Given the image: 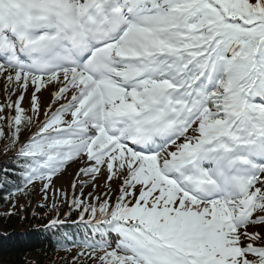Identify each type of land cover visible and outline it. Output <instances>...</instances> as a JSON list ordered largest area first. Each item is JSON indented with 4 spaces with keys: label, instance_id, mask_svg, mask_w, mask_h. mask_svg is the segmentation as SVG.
<instances>
[{
    "label": "snow or ice",
    "instance_id": "obj_1",
    "mask_svg": "<svg viewBox=\"0 0 264 264\" xmlns=\"http://www.w3.org/2000/svg\"><path fill=\"white\" fill-rule=\"evenodd\" d=\"M0 94L5 199L78 165L71 264H264V0H0Z\"/></svg>",
    "mask_w": 264,
    "mask_h": 264
},
{
    "label": "trees",
    "instance_id": "obj_2",
    "mask_svg": "<svg viewBox=\"0 0 264 264\" xmlns=\"http://www.w3.org/2000/svg\"><path fill=\"white\" fill-rule=\"evenodd\" d=\"M4 205L0 197V209ZM8 212H0V264H71L70 257H57L48 244L50 239L45 236L47 234L42 226L48 218L45 213L51 215L50 211L27 201L12 215ZM63 232L70 236L75 233L76 237L80 234L78 229L68 228L67 225L61 229ZM42 236L45 241H42Z\"/></svg>",
    "mask_w": 264,
    "mask_h": 264
},
{
    "label": "rangeland",
    "instance_id": "obj_3",
    "mask_svg": "<svg viewBox=\"0 0 264 264\" xmlns=\"http://www.w3.org/2000/svg\"><path fill=\"white\" fill-rule=\"evenodd\" d=\"M50 93L49 92H43L41 94V102L44 103L48 100ZM3 99L2 94H0V100ZM13 99H15V97H13ZM24 105L27 107L28 105V100H26L24 102ZM78 165H72L71 167L68 168V170L66 172H64L63 174L58 175L57 177H54V184H53V188H50L48 190L50 195H53V189H62L64 191L67 192V194H77L80 192L79 188L73 189L72 188V182L75 181L77 179L76 177V171H77ZM81 179H88L87 177H83ZM97 187L93 188L91 186V184H89L85 189V195H87V193H93V195H103L104 192L106 191V185L108 183H111V188H112V192L113 194H116L118 192V188H119V182L118 181H112V182H108L106 179V174L103 175H99L95 181ZM56 196L60 195L59 192L55 193ZM18 202H21V198L18 199ZM23 202V201H22ZM13 208V207H12ZM10 208V209H12ZM251 231V230H250Z\"/></svg>",
    "mask_w": 264,
    "mask_h": 264
}]
</instances>
